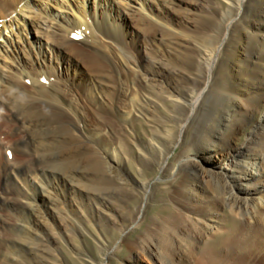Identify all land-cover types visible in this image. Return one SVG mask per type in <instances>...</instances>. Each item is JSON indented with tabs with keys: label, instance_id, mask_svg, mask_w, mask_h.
Segmentation results:
<instances>
[{
	"label": "bare ground",
	"instance_id": "bare-ground-1",
	"mask_svg": "<svg viewBox=\"0 0 264 264\" xmlns=\"http://www.w3.org/2000/svg\"><path fill=\"white\" fill-rule=\"evenodd\" d=\"M225 1L0 0V264H72L61 242L90 264L118 253L119 264H264V0ZM228 13L233 35L216 57L207 23ZM158 115L179 207L146 221L145 195L117 241L97 238L100 257L86 256L76 239L95 224L89 182L115 167L89 143L128 171L130 153L106 143H137L134 127L145 119L153 133Z\"/></svg>",
	"mask_w": 264,
	"mask_h": 264
},
{
	"label": "rangeland",
	"instance_id": "rangeland-1",
	"mask_svg": "<svg viewBox=\"0 0 264 264\" xmlns=\"http://www.w3.org/2000/svg\"><path fill=\"white\" fill-rule=\"evenodd\" d=\"M220 1V6L228 9V3L225 0ZM229 16L230 14L228 13L220 16V19L216 21H209L207 23V25H210L211 31L203 40L204 47H207L209 50L214 49L215 54L217 47H221L223 41L232 38L231 36L233 35L234 27L229 23ZM222 55L223 53L221 54V57ZM203 73L202 63L199 61L197 68L191 70V75L193 78H198L204 75ZM205 100L206 104H210L209 98ZM261 106L263 107L262 110H264V104H261ZM163 112H165L164 109ZM185 112L184 109L179 108V110L169 113L171 116L169 123L174 129L182 124ZM141 120L142 121L137 123V126L134 127L135 133L133 134V137L137 139V143H121L123 140L134 142L133 139L128 140L125 137H122L123 140L116 143H106L108 145L107 147H112L113 149L118 150L119 154H123V151L128 153V155L130 153L131 160L129 165H127L129 173L122 164L121 168L115 164V161H119V164L122 162V155H118L117 159H112V156L110 155L111 151L107 150L108 148H106L105 153H103L104 143H89L91 156L100 158V155H103L102 157L105 158L106 162H112L115 167L111 170L109 164L107 165L103 162L100 172L101 178L99 175L97 179L95 178L89 182V208L95 224H89L91 235L85 236L79 233L82 237L76 239L77 246L82 249L83 253L88 257L89 255L94 258L100 257L97 238L100 241L106 239V241H108L107 243L111 245L117 241L120 236L118 228L128 224L132 212L135 207L141 203L143 198H145V195H148L146 221L161 214L165 216L169 215L175 211L176 207H179L176 202H170L168 197L169 191L171 189L173 190L174 186H178V179L175 178L174 175L170 176L169 173L164 172L159 165L163 160L162 150L167 147L169 144L167 142H169V140H173L172 136H169L168 132L161 128L162 122H164L165 119L160 115L155 117V122L158 126L156 127V130L153 129V133L152 130L149 129L147 120ZM247 130H249V127H244V131ZM149 138L152 140L149 142L146 141ZM242 138L243 134L239 135L237 143H234V145L240 147V144H242L240 143ZM250 144L253 148H256V143ZM257 149L261 151V157L264 159V143H258ZM180 150V147L171 150V155L169 157L170 162H173L176 159ZM129 174L133 175L138 181L151 180L153 181V184L151 187L138 184L136 183V180L130 179ZM101 205H106L111 208L112 216L109 218L110 220L108 222H104L96 216L94 209L99 208ZM237 220L240 221L239 218ZM142 228L143 226L135 227L134 231H130L128 237L133 238L136 235L141 234L143 230ZM80 230L83 231L82 228ZM61 246L72 264H84L83 260L90 264L87 257L78 256L69 249H65L66 244L64 242H61ZM1 248H3V243L0 242V249ZM119 254L120 253H118V256ZM118 256L110 259L111 264L120 263ZM51 258L53 259L51 263L56 264L55 261L57 258Z\"/></svg>",
	"mask_w": 264,
	"mask_h": 264
}]
</instances>
